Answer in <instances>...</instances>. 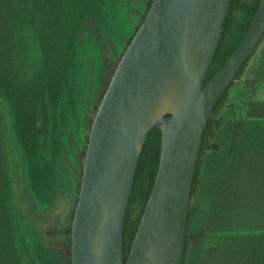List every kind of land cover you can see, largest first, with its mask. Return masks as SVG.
Segmentation results:
<instances>
[{
  "label": "rangeland",
  "instance_id": "374dc122",
  "mask_svg": "<svg viewBox=\"0 0 264 264\" xmlns=\"http://www.w3.org/2000/svg\"><path fill=\"white\" fill-rule=\"evenodd\" d=\"M145 2L0 0V264L64 263L61 247L53 259L36 252L44 245L54 254L62 236L49 237L45 229L70 223L82 135ZM261 44L264 34L228 101L246 82ZM60 92L58 124L41 111ZM52 135L44 154L35 139ZM222 143L205 156L194 201L203 210L190 219L191 228L204 232V244L193 253L190 245L185 264H264V150L233 152Z\"/></svg>",
  "mask_w": 264,
  "mask_h": 264
},
{
  "label": "water",
  "instance_id": "95a60500",
  "mask_svg": "<svg viewBox=\"0 0 264 264\" xmlns=\"http://www.w3.org/2000/svg\"><path fill=\"white\" fill-rule=\"evenodd\" d=\"M231 0H152L92 118L71 222V264H182L208 118L264 34V0L205 83ZM161 146L129 252L123 228L149 131Z\"/></svg>",
  "mask_w": 264,
  "mask_h": 264
},
{
  "label": "trees",
  "instance_id": "16d2710c",
  "mask_svg": "<svg viewBox=\"0 0 264 264\" xmlns=\"http://www.w3.org/2000/svg\"><path fill=\"white\" fill-rule=\"evenodd\" d=\"M151 1L152 0H146L145 6H144V12L142 13L140 20L136 24L133 32L127 38L125 44L120 50L115 66L112 69L111 76L114 72L115 67L117 66V63L124 49L126 48L127 44L130 42L133 35L135 34L140 23L142 22L150 6ZM258 1L259 0H231L229 10L226 14V18L223 24L222 36L220 38L218 47H216L217 50L214 55V58L209 65L205 83L210 79V77L215 73V71H217L220 68V66L223 64V62L226 60V58L229 56V54L233 50L232 48L235 47L237 43L240 41L242 35L247 29L248 24L250 23L255 13V10L259 3ZM259 42L260 40L258 41L255 48H257ZM255 48L253 49V51L255 50ZM248 60H249V57L243 63L240 70L237 71L233 81H231L230 85L227 87L225 92L217 100L213 108L212 114L208 118L207 126L204 130L202 141H200L201 145H200V150H199V158H198V162L196 165V171H195L192 190H191V199H190V206H189L188 218H187L186 238H185L184 256H183L182 264H185L186 254H187V251L190 245L192 243L194 244L196 243L197 245L200 244L201 238L204 236L203 232L195 231L191 228L190 219L194 217L196 214H198V212L201 211V209L196 204H194V201L196 199L198 190L200 186L202 185V181H203V170H204L203 165H205V156L208 152H216L220 150L221 148V144L218 143L217 141V135L223 125L222 114L228 102L229 89L234 83H237L238 81H240L241 74H242L241 71H243L244 67L247 65ZM110 79L111 77L106 82L104 90L100 92L98 102L94 107L93 115L90 117L88 121L89 122L88 131L90 129V125H91L94 113L97 109L100 99ZM64 95H65L64 92H60L59 94H56V95L50 94L49 98L43 102V105H45V107H44V110L41 111L43 114L50 116V118L55 120L58 124H59L60 118L62 117L60 115L62 113V110H59L57 107L60 104V101L63 102ZM47 122H49V119L47 120ZM11 127L14 132L20 133V131H15V128L13 129V127H15V123L12 124ZM56 138H57V135H54V136L52 135L49 138L44 137L43 139H38L37 141L35 139V143L39 145L40 147L42 146L44 147L43 153L45 154L46 144L51 143V140L54 141ZM87 138H88V132L86 135H84V137L82 135V138H81V144H83V149L81 153L82 162L80 165L79 179L77 181V192H76V197L74 200L73 208L71 211L70 223L64 226L62 229H58L54 226H49L45 229V234L49 237L62 236V239L59 241L57 240V242H55L56 245H54L51 250H53L54 248H58V247L59 248L61 247L62 250H64L65 261L63 264H71V222H72L73 212H74L75 204L77 201V195H78L79 186H80L83 158H84ZM160 146H161V131L158 126H154L147 135L146 141L143 145V149L139 157L135 175H134L133 189L130 195L129 204H128V208H127L126 216H125L124 228H123L124 258L127 256L129 252V249H130L133 237L135 235L137 226L139 224L140 217L142 215L146 200L149 196V193L151 191V188H152V185L155 179V175H156V171H157L158 163H159V157H160ZM19 153L20 154L24 153V151L23 152L20 151ZM54 158H55L54 155H50L48 156L47 159L52 161ZM12 213L15 214L14 215L15 218L16 216H19L18 213L16 214L14 204H12V206L10 207V214L12 215ZM39 247L40 249L36 253L40 254V256L42 257H48L49 255V258L53 259L55 255L58 254V250L56 251L53 250L54 254H52L51 253L52 251L45 249L48 247L44 245L42 246L39 245ZM44 254H47V255L43 256ZM31 256H34V254H32ZM33 261L36 262L35 264H39L37 263L36 259Z\"/></svg>",
  "mask_w": 264,
  "mask_h": 264
},
{
  "label": "crops",
  "instance_id": "0c3cea01",
  "mask_svg": "<svg viewBox=\"0 0 264 264\" xmlns=\"http://www.w3.org/2000/svg\"><path fill=\"white\" fill-rule=\"evenodd\" d=\"M248 75L246 82L240 83L237 95L227 102L223 110V125L217 135L220 149L224 142L233 152L264 150V44L255 52ZM207 165L208 159L205 158L203 172ZM195 201H199L198 193ZM202 244L192 243L190 252L193 253V249Z\"/></svg>",
  "mask_w": 264,
  "mask_h": 264
},
{
  "label": "flooded vegetation",
  "instance_id": "af4514ba",
  "mask_svg": "<svg viewBox=\"0 0 264 264\" xmlns=\"http://www.w3.org/2000/svg\"><path fill=\"white\" fill-rule=\"evenodd\" d=\"M89 132V131H88Z\"/></svg>",
  "mask_w": 264,
  "mask_h": 264
}]
</instances>
